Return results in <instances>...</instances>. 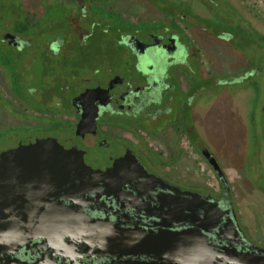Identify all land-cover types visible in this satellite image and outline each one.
I'll return each instance as SVG.
<instances>
[{
    "label": "flooded vegetation",
    "instance_id": "obj_1",
    "mask_svg": "<svg viewBox=\"0 0 264 264\" xmlns=\"http://www.w3.org/2000/svg\"><path fill=\"white\" fill-rule=\"evenodd\" d=\"M260 19L245 0H0V151L63 156L28 199L47 230L0 264H132L87 242L96 223L264 252Z\"/></svg>",
    "mask_w": 264,
    "mask_h": 264
},
{
    "label": "water",
    "instance_id": "obj_2",
    "mask_svg": "<svg viewBox=\"0 0 264 264\" xmlns=\"http://www.w3.org/2000/svg\"><path fill=\"white\" fill-rule=\"evenodd\" d=\"M52 149L56 147L47 140H37L0 151V251L7 243L43 236L47 228L37 224L43 216L56 214L37 209L35 202L42 196L38 192L48 189L51 182L49 170L44 168L53 163L52 156L63 157ZM29 198L35 200L29 202ZM205 217L206 214L203 220H207ZM199 227L208 230L199 224L191 229L146 233L96 223L84 229L83 235L87 242L93 241L104 254L133 256L132 260L128 259L132 264H264L262 250L239 251L232 246L215 249ZM142 255L145 259L140 257Z\"/></svg>",
    "mask_w": 264,
    "mask_h": 264
},
{
    "label": "rangeland",
    "instance_id": "obj_3",
    "mask_svg": "<svg viewBox=\"0 0 264 264\" xmlns=\"http://www.w3.org/2000/svg\"><path fill=\"white\" fill-rule=\"evenodd\" d=\"M239 2V0H237ZM243 2V0H242ZM246 5L249 9L254 10V12H256L257 15H259L261 17V19L259 20V22L262 24V27H264V0H245ZM250 17L253 18H257L256 15H252L249 14ZM233 105L230 106V108L232 109ZM234 111H237L236 109L233 108ZM239 123V122H237ZM229 127H231V125H229ZM243 136V129L239 128L238 130H232L229 129L226 131L225 135H224V140H232L234 139L235 136ZM223 149V148H222Z\"/></svg>",
    "mask_w": 264,
    "mask_h": 264
}]
</instances>
